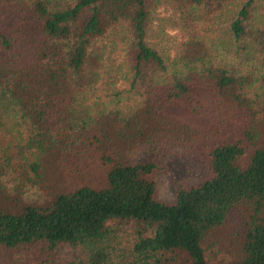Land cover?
I'll return each mask as SVG.
<instances>
[{"label": "trees", "instance_id": "trees-1", "mask_svg": "<svg viewBox=\"0 0 264 264\" xmlns=\"http://www.w3.org/2000/svg\"><path fill=\"white\" fill-rule=\"evenodd\" d=\"M144 149L209 173L165 203ZM80 159L103 185L19 200ZM119 235L124 264H264V0H0V246L108 264Z\"/></svg>", "mask_w": 264, "mask_h": 264}, {"label": "rangeland", "instance_id": "rangeland-1", "mask_svg": "<svg viewBox=\"0 0 264 264\" xmlns=\"http://www.w3.org/2000/svg\"><path fill=\"white\" fill-rule=\"evenodd\" d=\"M136 158L140 162H152L160 166L161 171L157 178V197L165 203H172L175 200L176 192L180 187L195 184L209 173L205 163L191 160L173 151L144 149L138 151ZM103 171L94 160H76L68 168L60 170L62 178L55 176L49 178L50 187L53 190L49 187L29 185L19 200L29 204H46L53 199V194L58 189L64 188L65 191H71L90 181H93L95 186H101L104 184L101 176ZM19 178L20 172L17 171L12 176V180L18 183ZM118 238L117 241L115 239L112 241V247L115 249L109 251L108 264H124L123 253L120 249L128 244L130 237L126 236L124 239L123 235H119ZM119 240H122V245L117 243ZM80 253L81 250L74 251L66 246L55 252L47 250L45 245L28 246L15 250L0 246V264H67Z\"/></svg>", "mask_w": 264, "mask_h": 264}]
</instances>
